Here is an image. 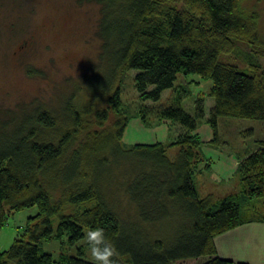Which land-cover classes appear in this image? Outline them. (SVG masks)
<instances>
[{
	"label": "trees",
	"instance_id": "1",
	"mask_svg": "<svg viewBox=\"0 0 264 264\" xmlns=\"http://www.w3.org/2000/svg\"><path fill=\"white\" fill-rule=\"evenodd\" d=\"M91 1L100 5V59L109 70L90 90L109 91L104 106L84 105L72 92L63 97V108L39 104L0 119V229L14 211L37 207L10 246L0 250V264H93L80 247L77 254L54 259L40 253L38 244L64 234L73 243L84 228L95 227L115 245L117 264L191 258L202 259L196 264H248L218 256L214 237L255 218L246 200L264 196V138L237 162L239 190L216 200L215 208L211 194L199 195L192 174L210 165L200 151V120L209 125L213 142L220 116L264 120V64L258 60L264 57V33L258 31V13L246 9V0ZM235 39L251 50L245 68L219 61L221 53L233 50ZM131 69L137 71L133 87L142 101H157L178 74L211 79L208 115L203 97H196L191 114L177 93L173 103L152 110L175 126L173 139L126 147L119 81ZM171 148L174 156L168 155ZM121 195L134 207L131 215L123 214L128 206H121ZM173 221L172 236L155 231Z\"/></svg>",
	"mask_w": 264,
	"mask_h": 264
},
{
	"label": "rangeland",
	"instance_id": "2",
	"mask_svg": "<svg viewBox=\"0 0 264 264\" xmlns=\"http://www.w3.org/2000/svg\"><path fill=\"white\" fill-rule=\"evenodd\" d=\"M244 6L248 11L258 13V31L264 33V0L258 3L246 0ZM99 17L100 5L91 0H0V119H6L8 111L39 104L51 110L60 106L63 108V97L72 92L84 105L104 106V97L109 91L103 95L90 90V87L94 89V80L106 78L109 70L108 64L100 59L102 40L98 34ZM231 47L232 51L219 55V61L247 67L251 52L248 45L235 39ZM258 60L264 64V57L260 56ZM136 72L128 70L119 81L121 114L127 118L121 142L126 147L137 142L167 143L173 139L175 126L169 119H159L152 110L173 103L172 98L177 93L183 97L180 106L191 114L196 97H203L205 118L208 115L213 103V98L207 94L211 79L201 78L196 73L178 74L173 86L163 90L157 101H142L133 87ZM184 81L188 83L183 84ZM140 109L147 113H143L144 117L140 115ZM205 125L209 126L203 119L200 120L196 132L201 140V154L210 165L192 174V181L200 196L211 193V208H215L216 200L239 190L235 170L232 174H225L224 162L219 160L218 151L225 155L232 152L242 156L245 147L251 148L256 140L264 138V120L220 116L217 119V142H213V135L209 140L205 139ZM175 149H169L168 155L174 156ZM120 198L121 206L126 203L128 206L123 214L131 215L134 207L124 196ZM246 201L251 205L253 216L264 218V196ZM36 213L37 207L33 205L7 216L0 229V250L10 246L27 219ZM51 223L56 229V216L51 217ZM174 224V221L171 224L160 223L155 231L165 230L163 234L172 236L171 225ZM147 227L150 233V226ZM87 230L84 228V236ZM84 236L73 243L69 242L66 234L49 241L41 240L39 252L50 253L58 259L62 255L77 254L80 247L82 256L92 261ZM200 260L191 258L175 264H196Z\"/></svg>",
	"mask_w": 264,
	"mask_h": 264
},
{
	"label": "crops",
	"instance_id": "3",
	"mask_svg": "<svg viewBox=\"0 0 264 264\" xmlns=\"http://www.w3.org/2000/svg\"><path fill=\"white\" fill-rule=\"evenodd\" d=\"M204 130L207 133V138L205 139L209 140L213 133L209 126L207 127L205 125ZM252 146L251 148L245 147L243 152L253 150L256 147V143ZM218 153L220 156L219 160L224 162L223 168L225 169V174L227 175L229 172L232 174L241 155L239 156L232 152L228 155L220 151H218ZM221 154L223 157L222 159ZM214 177H216V174ZM214 243L217 254L220 257L234 261H245L248 264H264V218L255 217L249 222L242 223L230 230L218 234L214 237Z\"/></svg>",
	"mask_w": 264,
	"mask_h": 264
},
{
	"label": "clouds",
	"instance_id": "4",
	"mask_svg": "<svg viewBox=\"0 0 264 264\" xmlns=\"http://www.w3.org/2000/svg\"><path fill=\"white\" fill-rule=\"evenodd\" d=\"M84 240L88 245L93 264H117L114 257L119 253L115 245L107 239L103 228H89Z\"/></svg>",
	"mask_w": 264,
	"mask_h": 264
}]
</instances>
